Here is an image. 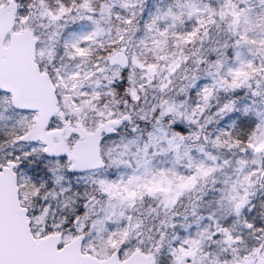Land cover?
Segmentation results:
<instances>
[{"label":"snow or ice","instance_id":"obj_1","mask_svg":"<svg viewBox=\"0 0 264 264\" xmlns=\"http://www.w3.org/2000/svg\"><path fill=\"white\" fill-rule=\"evenodd\" d=\"M0 264H264V0H0Z\"/></svg>","mask_w":264,"mask_h":264}]
</instances>
